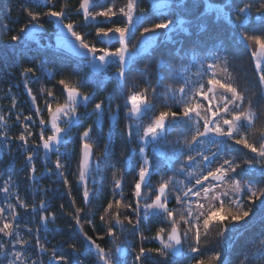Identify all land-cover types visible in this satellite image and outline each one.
<instances>
[{
    "label": "snow or ice",
    "instance_id": "obj_1",
    "mask_svg": "<svg viewBox=\"0 0 264 264\" xmlns=\"http://www.w3.org/2000/svg\"><path fill=\"white\" fill-rule=\"evenodd\" d=\"M58 2L43 0L42 5L22 7L28 20L19 31L26 41L37 39L45 24L54 21L58 28V47L68 48L86 62L91 75L75 81L65 77L57 79V72L48 69L43 74L48 83L55 80V84L39 89V98L44 102L41 108L30 85L35 82L33 77L40 78L37 73L42 72L43 62L24 67L20 77L30 100V114L17 113L16 122L22 131L14 139L19 141L18 149L28 153L24 159L30 181L38 182L35 159L37 152L43 149L44 170L58 177L57 183L63 181L74 209L70 213L71 220L83 243L78 246L68 242L71 250L68 254L56 247H47L40 232L50 223L54 224L57 216L51 212L43 214L48 211L44 199L40 200L38 208L35 204L30 208L31 213L39 216L41 227L33 233V229L25 225L28 237L25 238L20 231L18 209L27 212L30 206L18 192L11 191L14 182L9 178L0 187L5 197L4 206L0 207V264H45L42 254L46 255L47 264H85L86 260H92V264H128L129 259L132 264H179L177 258L187 260L188 264H230L224 259V249L257 215V206L264 228V125L257 128L259 115L253 99L246 97V90L242 91L235 83L229 70V57L220 54L223 44L213 48L211 55L204 56L198 54L196 45L189 52L181 44L170 53L179 67L173 71L170 63L157 60L160 71L153 83L147 78L149 66L146 65L145 72L141 73L143 87L139 88L128 82L137 56L148 51L160 36L172 41L173 34L186 31L185 21L174 15L170 0H154L153 10L159 17L158 22H152L142 9L138 11L140 0H126L118 9L116 0L110 3L80 0L75 12L83 18L80 27L95 28L96 39L91 43L87 39L91 33L82 34L69 19L67 0L56 10ZM175 7H183L181 0H177ZM206 7L214 9L217 16L231 26L232 43L250 54L256 89L260 99H264V0H228L220 7L211 4ZM41 8L46 10H38ZM253 9L257 13L255 17ZM141 26L140 46L130 47L134 30ZM204 29L201 25L200 30ZM3 30L10 31L7 24L3 25ZM20 40V35L10 36L13 45ZM117 42L119 46L112 50L110 46ZM112 67L116 68L112 92L98 100L94 93L83 92L89 83H95L98 88L102 86L104 81L96 79V74L107 79ZM164 71L166 75L160 74ZM165 79L170 80L166 85ZM118 98H122V103L113 108V101ZM90 105L91 111H88ZM81 107L85 109L83 115L79 113ZM17 108L20 104L12 97L7 116L0 114V129L10 127L8 117ZM121 108L126 123L120 137L127 154L123 166L116 162L107 165L111 181L107 185L106 202L92 208L94 201H103L105 184L100 166L113 155V138ZM149 113H152L150 117ZM106 114L112 124L104 136V151L96 156L94 147L100 137L94 141L93 132ZM92 117H95L93 124L84 127L82 121ZM145 118H148L147 123ZM31 125L39 128V140L29 148V140L37 135ZM74 128H83L75 173L76 190L82 198L80 205L72 195V185L65 171L68 165L62 162L61 156V148L72 142L69 133ZM173 133L176 138L169 140ZM11 139L7 131H0V141ZM4 147L10 150L8 144ZM50 155L56 156L54 168L49 163ZM97 175H100L99 181L95 179ZM156 176L159 179L153 184ZM12 196H15V204L9 202ZM101 208L98 227L96 214ZM60 209L64 210L63 204ZM153 223L157 225L156 231L148 236L141 226L147 229ZM85 225L96 233L95 238L88 234ZM129 228L135 231L129 232ZM213 229H218L220 251L203 248L202 235L208 236ZM126 233L138 238V249L125 242ZM106 239L110 242L107 248L100 243ZM146 240L155 242L156 246L146 247ZM260 243L264 246V239Z\"/></svg>",
    "mask_w": 264,
    "mask_h": 264
},
{
    "label": "trees",
    "instance_id": "obj_2",
    "mask_svg": "<svg viewBox=\"0 0 264 264\" xmlns=\"http://www.w3.org/2000/svg\"><path fill=\"white\" fill-rule=\"evenodd\" d=\"M64 0H59L56 10H59V5L62 4ZM68 2V14L69 19L75 23L78 27L77 30L83 33H91L87 37L88 42L95 41V28L92 27H80L83 24L82 16H78L75 9L79 6L80 0H67ZM104 2V0H101ZM108 3L111 0H107ZM177 0L171 2L172 11L174 15L185 21L186 31L173 34L172 41L167 40L164 36H160L159 41L154 43L149 49V53L144 52L137 56L136 63L133 67V71L129 73L128 82L130 84H135L137 87H143L144 75L141 73L145 72V66L148 65L147 78L155 82V76L160 71L157 69V60L163 59L164 61L170 63L171 68L175 71L179 67V62L174 61L170 53L174 48L184 46L189 52L192 51V46H197V51L200 56L211 55L213 48H219L223 44V50L220 52L221 55H227L229 57V70L233 73L235 77V83L242 90L245 91L246 97H251L253 99L254 107L259 115V120L257 121V128L264 125V99H260L259 93L256 89V77L254 75L253 66L251 64L250 54L246 52L242 47L237 48L235 44L231 41L232 29L222 18L218 17L214 9H209L206 6L211 4L216 7L225 5L228 0H181L183 7H175ZM126 0H116L117 9L123 6ZM35 5L26 2L25 0H0V114L7 116L9 110L11 109L12 97H15L20 104V108L11 111V116L8 117L9 125L8 128H2L0 131H7L9 136L13 139L8 141H0V187L3 186L4 182L11 178L14 182L11 188L13 193L18 192L21 199L29 204V211L25 212L23 209H18L19 211V221H20V231L21 234L28 238L25 234V225H28L33 229L35 233L39 225V216L31 213V205L35 204L37 208L39 207L40 200L44 199L47 201V215L49 212L55 213L57 220L54 224L50 223L46 229H42L40 232L41 239L47 242V247L49 249L56 247L58 251L68 254L70 249L68 248V242L76 243L78 246L82 245L83 240L79 233L75 230L74 224L71 220L70 213L74 211L71 207V199L67 195V190L63 187V181L60 180L57 183L58 177L55 175H49L47 171L44 170L45 161L43 159V152L41 149L36 154V176L38 182L28 180L29 172L27 170L28 166L25 164L24 157L28 154L27 151H20L18 149L19 141L14 138L20 134L22 129L16 122V115L22 111L23 115H28L30 100L27 98V94L23 89V81L20 77V72L24 67L34 66L36 61H42V72H38L37 79L33 77L35 81L30 86L33 91L38 96V103L41 108L44 106L42 98H39V89L41 86L52 87L55 84V80L48 83L46 73L48 69H53L57 72V79L60 77L70 78L73 81L79 80L84 77L91 75L90 69H88L85 64L86 62L76 55H74L69 49L58 47L57 45V25L54 21H50L45 24L44 31L37 39L25 40L24 34L20 33V27L27 23L28 17L22 12V7L28 5ZM143 10L146 15L152 18V22H158L159 17L154 12L151 2L149 0H140L139 10ZM38 10H46L44 8ZM230 11V9H226ZM257 15L255 9H253L252 16ZM233 19H235L233 17ZM67 22V21H66ZM7 24L10 31L5 32L3 30V25ZM204 25L205 29L200 30V26ZM111 26V25H109ZM147 26V25H145ZM142 27L134 30L135 34L131 36V45H140V32ZM20 35L21 40L13 45L10 41L11 35ZM100 46V45H98ZM118 42L112 47H118ZM114 67L110 68L107 79L102 75L97 73L96 79L103 80L104 83L99 88L95 83H89L87 87L83 89L85 93H94L96 100L103 96L108 95L112 92L115 87V80L113 79ZM195 69H193L194 71ZM160 74L166 75L167 72H160ZM170 80L165 79L164 85L168 84ZM59 86H57L58 88ZM161 85V92H162ZM124 94H127V90L124 89ZM7 94V95H6ZM59 95V91L57 92ZM119 97V93H117ZM93 101V104L96 102ZM117 103H122V98H118L113 101L112 107L114 108ZM92 105L89 106L88 111H91ZM157 110H159L157 108ZM85 109L81 107L79 113L83 115ZM152 113H149V117ZM45 119H47V113H44ZM22 118V117H21ZM95 117L82 121L84 127L93 124ZM126 121L124 119L123 108H121L119 123L116 125V134L113 138V148L111 155L105 164L100 166V175L104 177L105 184V194L103 201L97 200L93 202L92 208L100 205L102 202H106L108 195L107 185L111 181V171L108 170L107 165L112 162H116L118 165L123 166L125 155L127 154V149H125L121 143L120 133L123 129ZM112 121L106 114L99 127L93 132V140L95 141L97 136L100 137L99 143L94 147V152L96 156H101L104 151V136L109 132V127ZM31 130L37 135L33 136L29 140V148L33 147L34 142H38V132L39 128L36 125H31ZM83 131V128H74L70 132V137L72 142L68 143L66 147L61 148L62 162L67 164L68 167L65 169L68 174V179L72 185V195L77 200V205L82 203V198L76 190L75 184V173L77 169L78 159H79V135ZM258 135V133H257ZM176 138V133H173L169 137V140H174ZM5 144L10 146V150L4 147ZM33 151H36L33 148ZM56 160L55 155H51L49 158V163L52 168H54V161ZM100 175H97L95 179L100 180ZM171 175V173H170ZM182 178V177H181ZM157 179L153 177V181ZM128 180L131 181V175H129ZM128 185L126 184V188ZM1 194V193H0ZM11 203L15 204V196H12ZM247 203V202H246ZM64 205V210L61 211L60 205ZM3 203L0 207H3ZM257 215L253 217L249 224L246 225L238 234H235L231 243L224 249L225 256L224 259L230 264H261L264 260V246L261 245L260 241L264 239V228L261 227V216L260 209L256 207ZM101 211L96 214V224H99V215ZM127 226V225H126ZM157 225L149 226L145 229L142 225V230H145V234L148 236L154 235ZM85 230L93 238L96 237V233L92 231L91 227L85 225ZM135 231L129 228V232ZM218 229H213L208 236L202 235L203 248L212 249L215 251H220L221 246L219 243V238L217 236ZM127 240L125 242L133 244L139 247V240L135 236L128 235L126 233ZM106 248L110 246V242L101 241L100 242ZM146 247H155L156 244L153 241H144ZM131 251V249H130ZM185 252L186 248H185ZM45 264H47L46 255ZM35 258V257H33ZM2 259V257H0ZM155 259V257H154ZM179 264H188L187 260L177 258ZM85 264H92V260H86ZM128 264H132V260H128Z\"/></svg>",
    "mask_w": 264,
    "mask_h": 264
},
{
    "label": "rangeland",
    "instance_id": "obj_3",
    "mask_svg": "<svg viewBox=\"0 0 264 264\" xmlns=\"http://www.w3.org/2000/svg\"><path fill=\"white\" fill-rule=\"evenodd\" d=\"M150 2H151V6H152V8H153V3H154V0H149ZM173 0H170V3L172 2ZM131 35V34H130ZM140 46V45H139ZM63 48H66V47H63ZM68 49V48H67ZM133 51L135 50V49H132ZM147 53H149V50L148 51H146ZM115 72H116V68L114 67V70H113V75L115 74ZM108 75V74H107ZM162 91H163V87H162ZM148 122V118H145V123H147ZM69 136H70V133H69ZM169 175H170V173H168ZM159 179V177L157 176V179L155 180V181H153V184H155L156 183V181ZM0 201H1V205H2V203H3V205H4V202H5V197H4V195H3V193H1L0 194ZM9 202H11V200L9 201ZM172 204H173V206H175V201H174V199H173V202H172ZM5 214H7V212L5 213ZM185 248H186V251H187V245H185Z\"/></svg>",
    "mask_w": 264,
    "mask_h": 264
},
{
    "label": "water",
    "instance_id": "obj_4",
    "mask_svg": "<svg viewBox=\"0 0 264 264\" xmlns=\"http://www.w3.org/2000/svg\"><path fill=\"white\" fill-rule=\"evenodd\" d=\"M26 2L28 3H31V4H37V3H40L42 5V2L43 0H25ZM41 151L43 152V149H41ZM44 154V153H43ZM51 156V155H50ZM50 158V157H49Z\"/></svg>",
    "mask_w": 264,
    "mask_h": 264
}]
</instances>
